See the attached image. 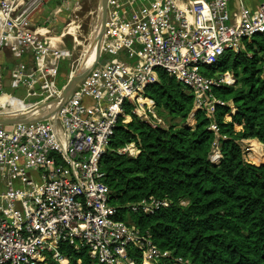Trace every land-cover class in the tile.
<instances>
[{"label": "built area", "instance_id": "obj_1", "mask_svg": "<svg viewBox=\"0 0 264 264\" xmlns=\"http://www.w3.org/2000/svg\"><path fill=\"white\" fill-rule=\"evenodd\" d=\"M48 1L0 0V51L7 47L14 59L13 81L39 97L0 112L27 111L60 92L56 77L66 52L32 23ZM64 2L58 10L73 13L80 5ZM263 32L264 0L253 6L245 0H108L98 61L58 111L44 120L0 125V264H74L77 255L67 254L63 244L75 254L85 250L93 264H151L170 255L149 233L119 218L109 201L100 161L123 104L128 102L132 113L151 126L167 128L145 95L161 70L192 95L185 124L194 127L198 110L213 114L216 105L227 104L213 88L236 83L232 70L216 76L202 70L226 51L245 52V41ZM25 55L31 57L29 67ZM105 55L109 58L101 59ZM2 88L0 65V95ZM208 128L217 130L214 122ZM249 139L241 142L243 156L251 162L264 158V148L256 153ZM116 152L135 156L139 149L129 142ZM218 157L215 144L210 160ZM167 204L150 196L127 207L153 213ZM133 248L142 260L130 255Z\"/></svg>", "mask_w": 264, "mask_h": 264}, {"label": "trees", "instance_id": "obj_2", "mask_svg": "<svg viewBox=\"0 0 264 264\" xmlns=\"http://www.w3.org/2000/svg\"><path fill=\"white\" fill-rule=\"evenodd\" d=\"M254 36L245 41V52L226 51L202 70L210 76L232 70L236 83L213 88L227 104L216 105L213 114L198 110L194 127L185 124L192 95L161 70L145 95L158 115L173 120L167 128L151 126L132 113L128 102L123 104L100 168L119 218L170 251L151 264H180L178 257L189 264H264V164L249 161L241 149L247 138L264 144V32ZM211 122L216 132L208 128ZM129 142L138 146L137 155L116 152ZM215 144L219 157L212 161ZM251 145L261 153V145ZM150 196L165 199L167 206L153 213L127 207ZM62 247L77 255L74 264H93L85 250L75 254ZM129 253L142 260L137 248Z\"/></svg>", "mask_w": 264, "mask_h": 264}, {"label": "rangeland", "instance_id": "obj_3", "mask_svg": "<svg viewBox=\"0 0 264 264\" xmlns=\"http://www.w3.org/2000/svg\"><path fill=\"white\" fill-rule=\"evenodd\" d=\"M58 1L62 3L66 0ZM76 1H79L80 5L79 8L74 11V13H72L69 9L65 11L66 13L68 12V14L73 16L75 21L72 22V25L70 26L69 34L62 38V41L57 45L59 49L66 52V56L61 60L62 62L60 64L59 72L56 77V83L58 87L60 86V84L63 86L67 82L68 78L70 77L71 70H73L74 73L79 68L84 58L86 49L91 47V44L94 40V28H96L99 20V0ZM74 2L75 0H69L68 5L71 6ZM44 9L46 11V7H44ZM69 19L70 18H65V22L71 23ZM254 37L255 39L258 38L257 36ZM105 58L107 59L109 58V56L105 55L101 57V59ZM120 59L125 60L124 57L121 56ZM16 86L20 85L16 84L11 79L9 80V78L3 81V93L0 95V111H3L5 109L21 108L22 106L34 102L39 98L36 95H26L27 92L25 88H23L22 86L15 88ZM180 87L183 88V84H180ZM156 115L162 118L165 125H169L170 122H173L170 117H162L158 115L157 110ZM126 222L129 221L126 220Z\"/></svg>", "mask_w": 264, "mask_h": 264}, {"label": "water", "instance_id": "obj_4", "mask_svg": "<svg viewBox=\"0 0 264 264\" xmlns=\"http://www.w3.org/2000/svg\"><path fill=\"white\" fill-rule=\"evenodd\" d=\"M107 5H108V0H99L100 31L97 34L96 41H94L95 42L94 59L89 64H87L85 57L86 54H88L87 53L88 51H85L84 58L79 68L70 75L67 82L60 88V92L57 97L50 99L48 101H44L43 103L27 111L10 113V114L0 112V125H11L16 123H26V122L44 120L58 111L60 106L67 100L71 92L75 89V87L78 84H80V82L88 74L90 69H92L98 61V57L100 53V45L104 35V25L107 14ZM34 88L38 89L39 84L36 83L34 85ZM260 164H264V163H259L258 165Z\"/></svg>", "mask_w": 264, "mask_h": 264}, {"label": "crops", "instance_id": "obj_5", "mask_svg": "<svg viewBox=\"0 0 264 264\" xmlns=\"http://www.w3.org/2000/svg\"><path fill=\"white\" fill-rule=\"evenodd\" d=\"M66 1L69 2V0H66ZM259 1L260 0L258 1L245 0L246 4L249 6L255 5ZM59 3L60 2L58 0H49L47 3L43 5L44 7H46V11L44 7L42 6L32 17L33 26L38 28L39 32L43 36H45V38L49 42H51L52 45L54 46H57L62 41L61 39L69 34L70 26L72 25V22L75 21L74 17L68 14V12L66 13L64 10H61V9L58 10L59 9L58 7L62 3H66V2H62L60 4ZM65 18H70L69 20L71 21V23L65 22ZM22 60H24L27 63L28 67L32 65V60H31L30 55L23 56ZM13 63H14V59L11 56L9 49L7 47H4L0 51V65L3 68V81L8 78L9 80L11 79L13 81L11 74H10V69ZM17 87H21V86H16L15 88ZM249 140H252L253 142L258 143L264 148V144L260 143L256 139L250 138ZM252 161L256 164H259L257 162V158H254V160Z\"/></svg>", "mask_w": 264, "mask_h": 264}, {"label": "bare ground", "instance_id": "obj_6", "mask_svg": "<svg viewBox=\"0 0 264 264\" xmlns=\"http://www.w3.org/2000/svg\"><path fill=\"white\" fill-rule=\"evenodd\" d=\"M98 8H99V5H98ZM100 16V15H99ZM98 20V19H97ZM98 27V28H97ZM94 33H93V36H94V40L91 44V47H89L88 49H86V51H88L86 54V57H85V60H86V63L89 64L95 57V51H94V41H96V37H97V34L99 33L100 31V18L98 20V23H97V26L96 28H94ZM86 47V46H84ZM85 50V49H84ZM89 56V57H88Z\"/></svg>", "mask_w": 264, "mask_h": 264}]
</instances>
